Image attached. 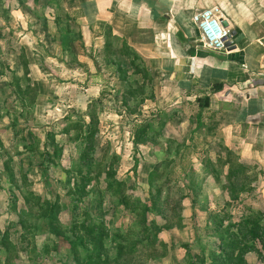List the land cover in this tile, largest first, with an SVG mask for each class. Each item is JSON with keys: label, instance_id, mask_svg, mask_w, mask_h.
<instances>
[{"label": "rangeland", "instance_id": "1", "mask_svg": "<svg viewBox=\"0 0 264 264\" xmlns=\"http://www.w3.org/2000/svg\"><path fill=\"white\" fill-rule=\"evenodd\" d=\"M57 13L62 18L59 23L54 22ZM70 14L75 19L72 21V31L82 34L81 27L85 24V18L79 19L81 13L78 10L71 11ZM196 26L198 27L197 24ZM198 30L199 33L195 36L197 38L201 36L200 29ZM84 32L87 36L85 42L90 43L91 32L86 26ZM144 32L143 40L153 43L151 29ZM68 34L63 11L57 9V6L48 7L45 0L38 4L34 0H0V140L3 144L0 147V227L9 232L10 240L20 254V257H13V264H33L29 259L34 253L31 252L32 248H39L49 242L52 246V241L57 242L58 250L43 254L37 249L36 253L41 252L39 263L74 264V261L69 243L46 233L43 220L39 231L33 229L24 232L18 211L13 210L14 197L10 195V183L2 168L6 154L13 157L12 165L17 178L21 177V170H25L30 178L29 188L36 190L43 198L55 199L58 195L60 201L68 206L60 214L65 224L70 226L73 220L80 222L86 218L85 212L90 210L96 194L98 185L95 179L88 186L90 194L78 203L77 209L73 208L77 200L74 195L68 194L69 187L62 182L66 179V173L58 168H50L47 171L50 181L47 186L42 172L45 169L40 165L41 157L38 153L31 156L26 144H36L38 139L40 150L46 148V142L51 148L53 142L47 138V134L51 131L59 132L56 140L64 145L62 167L72 168L84 148L78 144L87 143L71 141L70 136L62 132V128L71 120L84 119L85 129L90 131V114L93 113L99 116V124L96 126L98 131L96 130L93 140L94 158L108 164L116 156L114 166L117 176L126 181V192L130 196L149 201L148 174L156 168H165V173L157 184L164 186L162 197L169 196L170 205L164 209L167 218L154 214L149 217L157 219L160 224L165 222L172 226L160 234V238L169 246L168 254L155 259L143 254L125 264H185L189 254L196 259L202 257V247H205L207 256L208 251L218 243L214 230H211L217 227V220L224 218V224L230 220L238 222L250 208L264 212V150H259L260 145L244 142L247 138L245 125L238 128V134L230 133L228 137L223 136V131L221 134L213 127L216 122L222 121H216L215 118L219 109L203 107L202 98H210L206 93L207 88L194 82L197 86L174 89L168 83L171 80H166L170 79V71L164 70L165 66H147L152 76L145 79L142 73L134 71L135 68L129 65L127 57L120 56L122 67L128 68V80L125 81L119 75L117 63L108 61L110 57H115L104 48L105 29L101 32L103 36L100 44L94 40L91 46H86L83 38H78L73 43L77 56L73 52L69 55L64 52L68 47L65 40ZM60 36L64 42L60 41ZM116 42L121 47V40L116 39ZM129 47L135 49L132 45ZM160 49L161 47L157 49L158 52ZM21 52L28 54L31 78L40 85L36 104L26 117H21V99L14 91H9L16 82H12L10 87L8 85L13 80L12 70L23 76V65L19 60ZM140 64L143 66L141 60ZM21 84L24 86L26 82L22 81ZM209 90L212 94L217 91L213 85ZM102 95V102L97 103ZM199 113L202 114L201 122L204 125L195 132ZM17 116L20 117L18 122L14 118ZM161 118H165L167 122L160 135L155 136L154 129L159 128ZM14 122L18 123L16 127ZM148 122L154 127L148 131V135L156 142L135 147V125H145ZM208 126H212L209 132ZM178 144H182L179 152L176 148ZM207 160L216 164V173L206 172ZM244 162L252 166L247 169V176L251 180L242 178L232 185V179L228 177L229 169ZM191 165L197 172L196 179L201 186L197 195L186 186V181L190 178L187 172ZM91 169L95 171L96 166L91 165ZM104 178L105 173L101 175L100 188H106ZM241 181L247 183L248 189H241ZM180 187L183 188L182 191ZM235 190L239 193L238 199H233ZM179 191L187 195L181 201ZM16 194L19 207H24L20 189L16 190ZM102 206L110 226L115 227L118 232L125 231L130 224H134L133 214L124 205H118V199L110 193H106ZM259 247L263 250V258L249 252L246 255L249 264H264V249L261 245ZM161 252V245L157 243L153 254ZM112 253L115 255L116 251L113 250ZM5 258L6 252L0 251V264H6ZM209 262L207 260V264Z\"/></svg>", "mask_w": 264, "mask_h": 264}, {"label": "trees", "instance_id": "2", "mask_svg": "<svg viewBox=\"0 0 264 264\" xmlns=\"http://www.w3.org/2000/svg\"><path fill=\"white\" fill-rule=\"evenodd\" d=\"M42 1L43 0H34L37 4ZM45 1L48 7L57 6V9H62L65 17L66 32L69 33L65 39L68 43V47L64 52L68 55L73 52V54L76 55V49L73 43L78 38L82 39L83 36L80 32L74 33L72 31V21L74 22L75 19L70 12L65 10L64 2L66 0ZM61 19L62 18H60L57 13L54 22L59 23ZM115 35L117 34L114 33L113 29L110 27L106 29L104 48L108 53L114 55L115 59L110 57L108 61L113 64L117 63L118 72L122 79L125 81L128 80V68L122 67L123 63L122 60L119 59L120 56L127 57L129 65L135 68L134 71L142 73L145 79L151 78L152 74H150L149 69L137 50L130 48L129 42L124 37ZM116 39L121 40V47H118ZM60 41L64 42L62 37ZM19 60L21 65H23V76H19L16 74L15 70H12L13 73L11 78L13 77V80L9 82L8 85L10 87L13 85L12 82H16L14 88L9 89V91H14L21 99V106L23 107L21 117H26L28 113H31L33 105L36 104L40 85L38 81L31 78L28 54L21 52ZM140 60L143 62V66H141ZM22 81L26 82L24 86L21 84ZM103 95L100 100H97V103L102 102ZM209 100V96L203 99V107L209 106ZM14 118H16L15 121L18 122V118L20 117L17 116ZM90 118V122L92 123L90 131L85 129L86 122L84 119L71 120L70 123L62 128V132L68 134L71 141L77 143L86 141L87 143V145L78 144L84 148L80 154L79 160L74 163L72 168L66 169L62 167L61 161L63 159L64 145L56 140V136L59 132H48L47 138L53 142L51 148L48 147L50 144L46 142V148L40 150L38 139L36 144L35 142L26 144L31 156L34 157L35 153L40 155V165L45 169V171L42 172L45 174L44 182L47 186L50 183L47 174L50 168H58L66 173V179L62 182H64L65 186L69 187L68 194L74 195V199L77 200L73 208L77 209L78 203L90 194L91 191L88 186L92 180L95 179L98 185L97 189H95L96 194L93 198L90 210L85 212L86 218L80 222L73 220L70 226L65 224L61 220L60 214L63 209L68 206L60 201L58 195H56L55 199L43 198L36 190L29 188L28 185L31 184L29 183L30 178L28 172H25V170H21V177L17 178L12 165L13 157L6 154L2 168L10 183V195L14 197L13 210L18 211L19 222L24 232H30L33 229L39 231L42 228L40 222L43 220L46 226V233L49 235L52 234L58 239L62 238L69 243V250L73 255L72 259L74 264H125V262L135 259V257L139 258V256L143 254L148 255L151 259L166 256L169 251V246L160 238V234L170 229L172 226L170 227V224H166L165 222L160 224L157 219L149 217L150 214H154L157 216L161 215L162 218H167L166 214H164V209L168 207L167 205H170L169 196L166 195V197L163 198L162 187L164 186L157 184V181L164 175L165 168L159 170L156 168L155 170H151L148 174L147 180L150 187L149 201L141 200L136 196H130L126 192V181L117 176V169L114 166V159H117L116 156L114 155L111 162L108 164H103L95 160L93 140L97 130L96 126L99 124V116L97 113H93L90 114ZM165 118L159 120V128L155 129L149 122L145 125L136 124L133 139L135 147L145 145L149 142H156L153 137L148 135V131L154 129L156 131L155 136L160 135L162 128L167 122ZM198 121L197 129L204 125L203 122H201V113L198 114ZM17 124L14 122L13 125L16 127ZM72 132H74V134H72ZM31 134L33 135L32 132ZM172 143L174 144L175 142L173 141ZM181 145L182 144L177 145V152H179V146L181 147ZM0 147H3L1 140ZM93 164L96 166L95 171L91 169V165ZM206 165L207 173L211 174L217 172L216 164L211 160H207ZM249 165L250 164L245 162L238 163L229 169L228 177L230 180L232 179V185L242 178L251 180L247 174V169H251L252 167ZM137 166L138 160L135 162V167ZM103 173H105L104 181L106 183V188L99 187V182ZM196 173L194 166L191 165L190 171L187 172L190 178L187 179L186 186L193 194L197 195L201 186L196 179ZM17 189H20L24 207H19L17 201L18 194H16ZM241 189H248L247 183L241 181ZM180 190L182 191L183 188L180 187ZM181 191H179L181 194L180 201L187 197V195ZM236 191L237 190H235L233 199L239 198V193ZM106 193H110L112 197L117 198L118 205H124L135 217L134 224H130L125 231L118 232L115 227L110 226V221H107L106 212L102 206ZM95 199H97V201H94ZM174 207L175 206H173V209ZM93 210L96 211L94 212ZM74 215L76 216V214H73V216ZM224 223L225 219L221 218L215 222L217 227L211 229L214 230L213 232L218 239V243L208 251L207 256L205 255V247H202V257H197L196 259V257L189 254L187 256L188 261H186L185 264H207V260H210L209 264H249L246 258L249 252L256 253L260 259L263 258V250L259 245L264 249V212L250 208L248 213L244 214L238 222L234 223L230 220L229 223ZM232 227L234 228L232 229ZM52 242L54 243L52 246L49 242L43 244L39 248H37V246L32 248L31 252L34 253L30 255L29 259L34 262L33 264H42L38 262V257L41 255V252L36 253L37 249L42 251L43 254H49L52 250H58L57 242ZM157 243L161 245L162 252L160 254H153V250L156 248ZM0 246L2 247L0 251L6 252V264H13V257H20L16 245L10 240L9 232L3 231L1 227ZM113 250L116 251L115 255L112 253Z\"/></svg>", "mask_w": 264, "mask_h": 264}, {"label": "crops", "instance_id": "3", "mask_svg": "<svg viewBox=\"0 0 264 264\" xmlns=\"http://www.w3.org/2000/svg\"><path fill=\"white\" fill-rule=\"evenodd\" d=\"M213 5L221 8L232 33L225 51L206 48L201 36L195 37L199 28L194 13ZM64 6L85 18L82 35L85 26L91 32L90 43L86 34L83 37L86 46L94 40L100 44L101 32L110 27L137 50L146 66H165L174 89L197 86L194 82L207 88L209 106L219 109L215 118L222 121L213 127L223 136L236 135L245 125L244 142L264 150V0H66ZM146 29H151L153 43L143 40Z\"/></svg>", "mask_w": 264, "mask_h": 264}, {"label": "built area", "instance_id": "4", "mask_svg": "<svg viewBox=\"0 0 264 264\" xmlns=\"http://www.w3.org/2000/svg\"><path fill=\"white\" fill-rule=\"evenodd\" d=\"M193 21L201 32L202 45L216 51H225L231 43V31L223 25L221 8L213 5L194 13Z\"/></svg>", "mask_w": 264, "mask_h": 264}, {"label": "water", "instance_id": "5", "mask_svg": "<svg viewBox=\"0 0 264 264\" xmlns=\"http://www.w3.org/2000/svg\"><path fill=\"white\" fill-rule=\"evenodd\" d=\"M223 25H224L225 27H227V22H226V21H223ZM231 35H232V33H231Z\"/></svg>", "mask_w": 264, "mask_h": 264}]
</instances>
